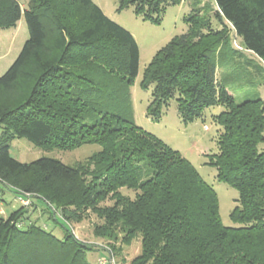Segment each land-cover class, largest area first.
<instances>
[{
    "label": "trees",
    "instance_id": "16d2710c",
    "mask_svg": "<svg viewBox=\"0 0 264 264\" xmlns=\"http://www.w3.org/2000/svg\"><path fill=\"white\" fill-rule=\"evenodd\" d=\"M118 1V11L133 7L159 24L183 0ZM215 2L224 27L214 29L195 7L188 30L156 52L141 85L152 88L147 116L154 121L172 99L184 122L211 106L225 108L215 116L222 132L208 163L239 193L230 214L237 225H224L218 193L193 163L135 122L130 89L139 45L93 0H0V28L24 16L29 32L0 76V183L60 209L66 220L94 213V235L112 256L140 238L131 264H264V99L238 103L218 81L215 59L233 29V41L264 64V0ZM17 138L46 149L101 150L74 165L47 156L22 162L10 151ZM27 211L22 204L0 218V264H89V248L70 234L24 227Z\"/></svg>",
    "mask_w": 264,
    "mask_h": 264
},
{
    "label": "rangeland",
    "instance_id": "374dc122",
    "mask_svg": "<svg viewBox=\"0 0 264 264\" xmlns=\"http://www.w3.org/2000/svg\"><path fill=\"white\" fill-rule=\"evenodd\" d=\"M24 6L25 0H20ZM105 14L129 30L135 37L140 49L139 73L131 86V98L135 122L146 131L155 134L173 149L189 159L198 169L202 177L212 185L218 193L220 215L224 225L235 226L231 212L238 204V191L228 183L217 178V168L208 163L210 156L218 152V137L222 127L215 121V116L225 108L222 105L207 108L202 117L184 122L177 110V102L172 99L160 121H154L147 116V107L152 99V88L145 89L141 85L144 70L156 52L166 45L174 36L186 32L189 28L187 17L196 7L202 16L211 19L214 29H222V24L215 16L218 10L215 0H183L178 5L168 6L159 24L144 20L134 13L133 7L118 11V0H93ZM228 26V22H225ZM231 29V28H230ZM29 32L25 17L12 28H0V76L11 66L19 55ZM233 29L229 46L224 54H215L218 64L217 79L227 86L229 92L238 103L247 99H264V64L261 60L243 49L241 39H236ZM1 132V129H0ZM259 151H264V141L258 145ZM101 150L99 144H85L71 150L46 149L35 145L26 138H17L12 142L11 155L22 161L31 162L43 156L61 160L65 164L74 165L84 162L88 157ZM59 183V182H57ZM121 191L131 197L135 192L128 188ZM0 218H7L12 211L24 204L29 218L24 227L31 222L41 225L62 238L67 233L75 241L80 242L87 250L89 264H100L101 259L109 263L111 254L108 242L94 235V226L100 221L92 212L84 218L66 220L60 209L46 205L37 197L15 193L0 183ZM22 203V204H21ZM110 203V202H108ZM107 244V245H106ZM141 250V239H135L130 246H124L123 252L113 255L117 264H131Z\"/></svg>",
    "mask_w": 264,
    "mask_h": 264
},
{
    "label": "built area",
    "instance_id": "2783aa9c",
    "mask_svg": "<svg viewBox=\"0 0 264 264\" xmlns=\"http://www.w3.org/2000/svg\"><path fill=\"white\" fill-rule=\"evenodd\" d=\"M109 263H110V264H117V263L115 262V260H114V258H113L112 255H111V257H110ZM100 264H108V261H107L106 259H101V260H100Z\"/></svg>",
    "mask_w": 264,
    "mask_h": 264
}]
</instances>
